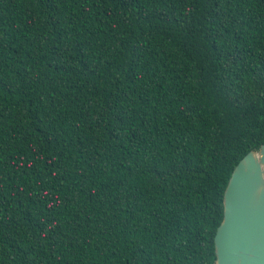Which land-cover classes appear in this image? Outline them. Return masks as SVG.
Masks as SVG:
<instances>
[{"label": "trees", "instance_id": "obj_1", "mask_svg": "<svg viewBox=\"0 0 264 264\" xmlns=\"http://www.w3.org/2000/svg\"><path fill=\"white\" fill-rule=\"evenodd\" d=\"M264 143V0H0V264H215Z\"/></svg>", "mask_w": 264, "mask_h": 264}, {"label": "water", "instance_id": "obj_2", "mask_svg": "<svg viewBox=\"0 0 264 264\" xmlns=\"http://www.w3.org/2000/svg\"><path fill=\"white\" fill-rule=\"evenodd\" d=\"M215 250V264H264V143L231 174Z\"/></svg>", "mask_w": 264, "mask_h": 264}]
</instances>
